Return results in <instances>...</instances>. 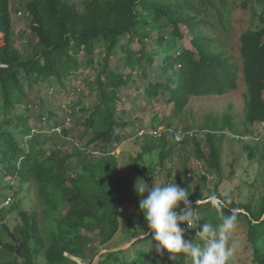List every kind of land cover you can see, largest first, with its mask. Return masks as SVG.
I'll list each match as a JSON object with an SVG mask.
<instances>
[{
  "label": "trees",
  "instance_id": "1",
  "mask_svg": "<svg viewBox=\"0 0 264 264\" xmlns=\"http://www.w3.org/2000/svg\"><path fill=\"white\" fill-rule=\"evenodd\" d=\"M24 9L34 41L16 48L12 2L0 0V249L10 257L2 264H92L101 250L111 249L108 243L120 230L126 202L112 153L143 130L137 123L141 102L158 104L171 119L150 124L155 132L165 126L159 135L140 136L145 142L130 158L139 173L136 164L144 155L156 152L154 175L182 145L206 171L221 174V135L228 132L239 141L235 137L251 135V127L264 123V0H83L80 6L69 0H28ZM236 9L250 10L258 20L239 37L241 65L224 43L233 33ZM186 35L190 47L180 45ZM84 67L96 72L89 88L96 103L85 107L81 98L58 104L55 92L76 90L73 81ZM240 73L246 88L243 130L229 113L210 114L197 126L203 138L175 141V130L168 131L182 119L190 99L236 90ZM31 92L37 93L34 102ZM69 122L80 128L72 140ZM243 151L253 164L264 161L259 142L245 144ZM183 186L192 192L187 168ZM211 194L224 202L223 209L207 202L195 210L199 215L244 210L237 220L246 226L252 261L264 264V195L257 212L251 202L236 204L217 187L206 196L196 189L189 200L195 207L197 199ZM11 216L17 219L12 228ZM123 226L122 244L143 238L101 255L95 264H192L184 253H158L150 235H134L129 222ZM195 234L184 230L183 239L202 244Z\"/></svg>",
  "mask_w": 264,
  "mask_h": 264
},
{
  "label": "rangeland",
  "instance_id": "2",
  "mask_svg": "<svg viewBox=\"0 0 264 264\" xmlns=\"http://www.w3.org/2000/svg\"><path fill=\"white\" fill-rule=\"evenodd\" d=\"M27 1L28 0H11L13 44L16 48L24 46L27 41H34V38H32L28 29L29 19L25 16L24 4ZM69 1L80 6L81 1L83 0ZM256 11L260 14L262 9L256 8ZM231 26L233 28V33L224 39V43L227 45L228 52H230L239 65H241L238 43L239 37L245 30L257 27L258 20L253 18L250 10L243 11L236 9L231 13ZM214 33L216 32L214 31ZM180 45L190 47L187 35L181 40ZM130 46L134 50L139 49L137 43H132ZM82 56L83 53L80 55V58ZM95 76L96 72L94 70L89 67H84L80 73L77 74L75 81H73L76 90L70 87L68 90L55 92L57 103L66 106L75 103L82 98L85 107L93 106L97 101V97L89 88H93L92 84L95 80ZM237 82V89L228 92L226 95L192 97L182 119L174 120V125L168 132L172 130H175V132L182 131V128L189 127L190 130L187 131L189 132V135L198 140L203 137L198 134L197 126L204 120L206 115L217 114L218 117H221V115H225L226 113L233 116L234 121L239 125L240 131L243 130L240 124H242L244 120L245 101L243 95L246 92V88L241 73ZM36 95V92H31L29 101L34 102ZM75 111L78 112L81 117H85L87 114L86 112L81 113L79 108L76 107ZM140 111V118L137 119V123L143 130L138 133L137 137H142L147 133L149 134L151 130L150 124H153V122L161 121L163 124H166L171 119L170 116H165L160 111L158 104L153 107H146L145 103L141 102ZM163 124L158 126L157 135H159V132L161 133L165 131V126ZM68 127L71 129L73 137H70V139L77 138L80 128L74 126L71 122L68 123ZM249 130L252 132L251 135L247 133L242 134V137H235L236 139L240 138L241 141L231 139L232 137H230L228 132L221 135V174H217L213 170L206 171L204 164L193 158L190 147H183L182 145H179L174 152L165 159L162 167H156V173L154 175L151 174V168L152 165L157 163V154L154 152L144 155L143 159L136 164L137 169L140 171L139 173L133 168L130 158L136 156V153L140 150V147L145 142L144 139L146 138L133 137L128 138L125 142L121 143L112 154L115 155L117 166L122 174L123 187H125L126 190V202L121 212L122 225L120 226V230L108 245L111 248H116L125 242L124 240L127 232L123 224L127 222L130 223V230L134 235L144 234L143 231H148L143 215L139 211L140 197H138L134 191V184L138 178L144 179L145 182L149 184H151L149 182V180H151L153 184L159 185H165L174 180L177 185L183 188V174L185 168H187L192 180V192H195V190L198 189L206 196L211 190H214L217 187L219 192L223 193L228 199L236 204H246L251 202L253 210L257 212L261 196L264 195V161L263 159L261 161L258 160V164H253L252 161L248 160L247 154L243 151V147L245 144L252 142H259L261 145H264V129L261 125H255ZM81 143L83 142L81 141ZM206 150L207 148H205V151ZM133 176L136 178H132ZM201 176H205L206 180H200ZM200 216L201 224L207 222L213 224V226H217L221 223V214L215 210L203 212ZM14 224H17V219L15 220L13 216L9 217L8 225L12 228ZM181 228L183 230H189L186 225H181ZM190 230L196 233L195 229ZM246 231V226L243 222L237 220V226L229 238V246L233 249V256L231 257L230 264H254L252 261V250L246 237ZM135 242L136 241H133L132 244ZM260 243L264 248V238ZM8 260H10V257L0 249V264L7 262Z\"/></svg>",
  "mask_w": 264,
  "mask_h": 264
},
{
  "label": "clouds",
  "instance_id": "3",
  "mask_svg": "<svg viewBox=\"0 0 264 264\" xmlns=\"http://www.w3.org/2000/svg\"><path fill=\"white\" fill-rule=\"evenodd\" d=\"M134 191L140 197L139 211L147 225L148 231H143L144 236L150 235L156 242L158 253L162 250L172 254L184 253L192 264H230L233 249L229 246V238L237 226L236 209H232L229 215L221 211V223L217 226L207 222L201 224V216L195 210L201 201L197 199L193 207L189 200L192 192L174 180L159 185L138 178ZM206 201L218 209L224 207V202L216 194L207 196ZM181 225L195 229V237L203 243L184 240Z\"/></svg>",
  "mask_w": 264,
  "mask_h": 264
},
{
  "label": "water",
  "instance_id": "4",
  "mask_svg": "<svg viewBox=\"0 0 264 264\" xmlns=\"http://www.w3.org/2000/svg\"><path fill=\"white\" fill-rule=\"evenodd\" d=\"M204 203H207V201H206V200L201 201L200 204H204ZM194 204H195V203H194ZM192 205H193V204H192ZM237 213H245V211H244V210H237ZM139 238H143V236H140V237H138V238H135V239H133L132 241H130L129 243L123 244V245H121V246H119V247L111 248V249H104V250H101V251L99 252V254L94 258L92 264H95L96 261H97V259H98L101 255H103V254H106V253H113V252H118V251H120V250L128 249V248L131 246V244L133 243V241H137Z\"/></svg>",
  "mask_w": 264,
  "mask_h": 264
},
{
  "label": "built area",
  "instance_id": "5",
  "mask_svg": "<svg viewBox=\"0 0 264 264\" xmlns=\"http://www.w3.org/2000/svg\"><path fill=\"white\" fill-rule=\"evenodd\" d=\"M261 125V127H263L264 129V123H260L259 126ZM198 132V131H197ZM150 135H157V132L155 131H151L149 132ZM199 134V132H198ZM200 135V134H199ZM193 138L191 135H189V132H182V131H177V132H174V139L175 141L177 142H182L183 140H185V138Z\"/></svg>",
  "mask_w": 264,
  "mask_h": 264
}]
</instances>
